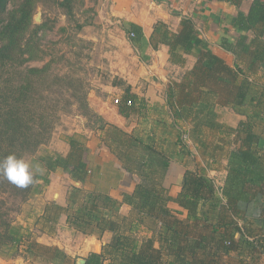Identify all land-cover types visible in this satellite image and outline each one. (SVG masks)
Wrapping results in <instances>:
<instances>
[{"label": "crops", "instance_id": "1", "mask_svg": "<svg viewBox=\"0 0 264 264\" xmlns=\"http://www.w3.org/2000/svg\"><path fill=\"white\" fill-rule=\"evenodd\" d=\"M252 2L253 0H110L111 17L108 16L107 20L118 24L119 35L128 39L129 45L125 52H133L139 64L136 67L127 66L124 73H121L127 82L120 92L121 103L111 104L110 93L117 89V83L114 85L113 82L112 89H107V98L92 94L94 99L91 106L105 120L106 131H111L113 126L122 129L127 133L126 139L134 140L140 151L136 149L133 154L128 152L132 154L131 157H123L115 148L118 143L109 134L106 136L101 133V129L81 124L76 129V134L88 148L83 155L89 168L86 180H77L71 173L67 175L69 171L62 167L54 170L45 168L50 181L45 186V196L41 193L36 198L39 206L54 201L65 208H76L81 198H77L79 201L74 200V193L81 197H87L92 192L102 193L101 198L96 200L99 217L104 223L114 221L118 226L116 231L108 228L103 231L92 220V224L77 229L69 225L67 212H63L56 221L53 232L45 230L41 233L44 234L46 244L59 247L67 253L66 261L61 264H70V260L74 261L75 258L76 264L81 259L86 263L92 252L103 256L102 264H131L129 258L141 248L145 250L149 241L152 242V251L158 264H183L176 254L167 251L164 238L168 235L157 231L161 223L143 215L134 204L123 200L125 194L134 193L140 182L139 170L142 163H151V159L156 158L148 159L151 151L146 150L147 145L163 153L169 160L161 183L171 196L176 197L181 192L187 170H203L215 181L219 196L226 201L222 188L229 172V155L241 144V140L236 137V129L241 122L248 121L258 138L255 148L263 164L260 175L264 177V68H260L257 73L250 72L251 89L248 99L244 105L235 106L233 102L228 103V93L218 85L219 90L211 92L213 82L202 66L209 62V58L203 56V53L210 50L227 65L235 68L236 58L225 46H228L227 42L237 44L240 33H245L236 30L233 21L239 11L247 13ZM184 17L194 21L199 34L191 51L186 52L180 46L177 48L181 54L178 61L171 56L169 45L158 43L155 46L151 38L156 24L161 21L171 33H178L183 28ZM130 24H135L143 36L136 45H133L129 36L127 27ZM257 31L262 33L259 35L264 39V24L257 26ZM248 34L250 37L255 36L254 31ZM217 71L213 72V78ZM171 95L172 102L169 98ZM127 96L134 99L129 116L124 115L121 110ZM176 111L184 115H176ZM185 130L189 136H186ZM90 131L98 136V145L90 142ZM58 141L66 148L69 147L67 150H71L68 138L67 141ZM210 145H215V149L212 150ZM94 175H97L98 178H95L98 182L92 184ZM260 184L264 191V179H261ZM104 196L110 200H104ZM168 205L180 219L186 218L187 211L177 202L170 201ZM239 206L243 215L238 217V224L243 232L235 233L237 248L227 253L208 255L201 251H189L187 261L202 259V264H264V194L260 193L250 201H240ZM60 225L73 230L80 241L66 244L58 241L56 230ZM41 235L36 236L37 241L41 240ZM246 238L255 244V249H251L243 241ZM115 240H119L120 244H116ZM192 255L195 258H191Z\"/></svg>", "mask_w": 264, "mask_h": 264}, {"label": "trees", "instance_id": "2", "mask_svg": "<svg viewBox=\"0 0 264 264\" xmlns=\"http://www.w3.org/2000/svg\"><path fill=\"white\" fill-rule=\"evenodd\" d=\"M51 1L65 8L68 14L73 13L74 0ZM9 2L10 0H0V160L10 154L25 159L50 140L53 134L52 128L55 127L59 117L57 104L60 99L59 97L54 100L49 99L46 93L48 89H40V87L47 81L56 83L54 81L56 79L64 85H74L69 76L52 72V60L43 66H24L25 64L22 63L25 59L24 51L28 53L32 51L30 48L38 47L39 41L44 37V29L49 26L46 22L34 24L33 19L36 9L45 4V1L22 0L18 4L15 3V7L11 10L8 9ZM262 24H264V0H253L247 13L241 10L234 18L233 25L236 30L245 32L240 33L237 44L227 42L228 46H225V49L233 53L236 58L235 68L227 65L210 50H205L203 53V56L209 58V62L202 66L207 70L209 80L213 82L211 92H217L218 85L228 93L226 96L228 103L233 102L235 106L244 105L248 99L251 89L250 72L257 73L260 68H264V39L259 35L262 33L256 32L257 26ZM182 26V30L178 33H171L164 22H158L151 38L155 46L158 43L169 45L171 56L178 61L181 54L177 48L180 46L186 52L191 51L199 34L191 18L184 17ZM127 29L129 33H134V36L129 35L133 45L143 39L140 29L135 24H130ZM250 31L255 32L254 37L249 36ZM215 71L217 74L213 78ZM53 88L52 85L49 90ZM63 88L60 84V92ZM74 96L81 100L87 116L91 113L95 116L94 124L89 127L105 130L107 126L105 120L89 107L87 96L85 94L81 96L77 92ZM169 98L172 102L173 95ZM129 99L132 101L130 105L127 104ZM122 105L123 114L129 116L134 99L127 96ZM178 113L184 115L179 111L175 112L176 115ZM231 131L235 130L231 129ZM108 132L109 136L118 143L115 148L121 156L126 155L125 157L129 158L134 150L140 151L134 140L126 139L127 133L122 129L113 126ZM236 137L241 140V144L239 143L229 155V172L222 188L226 201L219 196L215 181L203 170H187L181 192L176 197L171 196L161 183L162 174L166 171L169 160L163 153H159L149 145L146 146V150L151 151L148 159L156 158L151 159V163L146 161L142 163L139 170L140 182L132 195L124 196L123 200L134 204L143 215H148L157 223H161L157 231L168 235L164 238L167 251L176 254L183 264L204 263L202 259L187 261L189 251H192L191 253L201 251L208 255L216 252L227 253L236 249L238 241L235 239V233L243 232V228L238 224V217L243 215L239 202L250 201L258 194H264L262 186L260 187V181L264 179L260 175L263 164L256 153L258 138L251 123L241 122L236 129ZM68 142L71 150L66 156L46 157L47 169L62 167L68 170L73 178L84 182L89 168L83 155L88 148L77 134L69 135ZM34 174V183L26 189L17 188L6 179L0 178V255H18L21 254L22 248L31 254L45 249L50 263L60 264L66 261L68 255L61 248L38 242L33 232L25 234V227L29 229L30 225L41 231H52L63 212H67L69 225L77 229L92 224L94 220L103 231L106 228L117 230V223L114 221L104 223L99 217L96 200L101 198L102 193L92 192L87 197L75 196L74 193V200L79 197L81 199L73 209L62 207L54 201L39 206V200L37 201L36 198L43 191V183L40 180H44L45 185L50 180L47 174L36 172ZM103 199L110 200L107 196ZM170 201L177 202L187 211L185 219H180L169 207ZM24 211H27L23 214L25 222L15 221V213ZM26 223L28 225H25ZM243 241L250 245L251 249L256 248L247 238ZM115 243L120 244V241L115 240ZM40 254H43V251H39L37 255ZM191 258L195 256L192 255ZM102 261L101 254L92 252L85 264H102ZM129 262L158 264L157 257L152 251V242L147 243L145 250L141 248L138 252H134Z\"/></svg>", "mask_w": 264, "mask_h": 264}, {"label": "rangeland", "instance_id": "3", "mask_svg": "<svg viewBox=\"0 0 264 264\" xmlns=\"http://www.w3.org/2000/svg\"><path fill=\"white\" fill-rule=\"evenodd\" d=\"M21 1L10 0L8 9H13L15 3L18 4ZM44 1L45 4L36 9L33 19L34 24L46 22L49 26L44 29V37L39 41L40 47L30 48L32 51L28 53L24 51L23 58L25 59L22 60V63L25 64L24 66H43L52 60V72L69 76L70 81L74 84L67 86V84L60 83L59 79L54 80L51 78L57 84L47 81L40 87V89H48L46 93L49 99L54 100L59 97L60 101L57 104L59 117L55 122V127L52 128L53 134L50 140L41 145L34 154L26 156L25 160L33 166L34 172L46 175L45 168L48 165L46 157L63 155L62 153L68 154L69 150L67 148L69 147L66 148L58 140L67 141L69 135L76 134V129H79L81 124L89 126L94 124V114L91 113L87 116L81 100L76 98L74 94L76 92L81 96L85 94L89 107L98 113L91 106L92 99H94L92 94L95 93L103 99L107 98V89H112L113 82L114 85L117 83V89H113V92L110 93L111 104H116L115 98L122 97L120 92L127 84L121 73H124L123 71L127 66H138L139 62L133 52H125V48L129 45L128 39L123 35H119L120 27L118 24L116 25L115 22L107 20L108 16L111 17L110 0H74L71 15L57 3L51 0ZM79 25H82V27H79ZM60 84L64 87L61 92ZM52 85L54 88L49 90ZM101 133L106 136L109 134L106 130H102ZM184 133L189 136L187 131ZM88 137L91 143L98 145V136L94 132H91ZM210 146H212V150L215 149L213 148L215 145ZM67 175H70V173H67ZM95 177L97 175L92 177V184L98 182ZM40 181L43 183L42 193H44L46 185L44 180ZM104 183L106 184L107 181H104ZM101 186H104V184ZM47 195L49 196L48 193ZM27 211L15 213V221H24L23 214ZM25 225H28V223ZM29 232H33L34 235L38 236L44 231L30 225L29 229L25 227V234L28 235ZM73 234V230L61 227V225L56 230V235L61 238L57 237L58 241L65 242V244L71 241L74 243L80 241L77 238L78 235ZM40 237L41 240L38 239V241L48 245L45 242L44 234ZM48 246L53 247V245ZM39 251H43V254L37 255ZM20 253L18 255H0V264H50L47 256L48 252L45 249H40L31 254L25 248H22ZM44 254L45 256H43ZM75 260L77 259L75 258L74 261L71 259L70 264H76Z\"/></svg>", "mask_w": 264, "mask_h": 264}, {"label": "clouds", "instance_id": "4", "mask_svg": "<svg viewBox=\"0 0 264 264\" xmlns=\"http://www.w3.org/2000/svg\"><path fill=\"white\" fill-rule=\"evenodd\" d=\"M0 178L17 188L26 189L34 183L35 174L29 162L10 154L0 160Z\"/></svg>", "mask_w": 264, "mask_h": 264}, {"label": "built area", "instance_id": "5", "mask_svg": "<svg viewBox=\"0 0 264 264\" xmlns=\"http://www.w3.org/2000/svg\"><path fill=\"white\" fill-rule=\"evenodd\" d=\"M130 36H134V33H130ZM121 102H122V100H121L120 97H118V98L115 99V103H116V104H119V103H121ZM127 104H128V105L132 104V101H131L130 99L127 100ZM185 138H187V137L185 136Z\"/></svg>", "mask_w": 264, "mask_h": 264}, {"label": "water", "instance_id": "6", "mask_svg": "<svg viewBox=\"0 0 264 264\" xmlns=\"http://www.w3.org/2000/svg\"><path fill=\"white\" fill-rule=\"evenodd\" d=\"M79 264H85V260H84V259H81V260L79 261Z\"/></svg>", "mask_w": 264, "mask_h": 264}]
</instances>
